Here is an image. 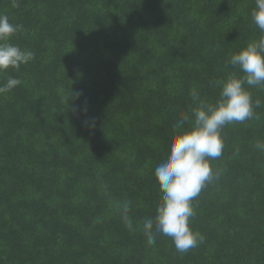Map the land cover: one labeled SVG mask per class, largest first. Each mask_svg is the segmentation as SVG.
<instances>
[{"label": "trees", "instance_id": "1", "mask_svg": "<svg viewBox=\"0 0 264 264\" xmlns=\"http://www.w3.org/2000/svg\"><path fill=\"white\" fill-rule=\"evenodd\" d=\"M18 4L0 0V13L34 59L0 73V85L22 82L0 94V264H264V88L245 85L255 117L223 127L221 175L193 201L203 242L180 253L142 233L162 195L154 168L196 106L190 90L214 103L210 81L242 75L229 57L264 35L255 0Z\"/></svg>", "mask_w": 264, "mask_h": 264}, {"label": "clouds", "instance_id": "2", "mask_svg": "<svg viewBox=\"0 0 264 264\" xmlns=\"http://www.w3.org/2000/svg\"><path fill=\"white\" fill-rule=\"evenodd\" d=\"M13 6H19L18 0H13ZM251 18L264 33V0H255ZM20 30L22 25L11 23L8 15L0 13V73L9 68L18 71L21 65L34 59L33 52L11 43V38ZM227 65L238 69L242 75L233 72L224 79L210 81V86L220 89L214 103L202 99L196 88L190 90L196 106L190 114H182L173 126L174 129L188 127L171 137L167 153L154 168L153 175L162 195L155 216L145 219L142 224V233L149 246H154L157 236L163 235L171 239L176 251L187 253L204 240L199 232L190 227V221L195 216L193 201L221 175L220 169L212 168L211 161L222 156L225 147L221 135L223 127L255 117L254 107H259L260 101L253 103L245 85L264 88V35L232 54ZM21 83L20 79L9 76L0 85V94ZM75 95L78 99L80 94ZM254 147L264 152V141L257 140ZM238 152L236 149L234 155ZM119 210L126 226L132 229L133 223L128 215L130 203L125 201Z\"/></svg>", "mask_w": 264, "mask_h": 264}]
</instances>
